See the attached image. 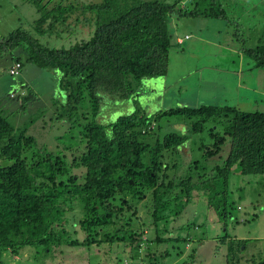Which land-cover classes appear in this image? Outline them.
Wrapping results in <instances>:
<instances>
[{"label": "trees", "instance_id": "16d2710c", "mask_svg": "<svg viewBox=\"0 0 264 264\" xmlns=\"http://www.w3.org/2000/svg\"><path fill=\"white\" fill-rule=\"evenodd\" d=\"M28 1L36 18L0 39V55L17 62L18 73L22 61L53 71L62 97L52 120L66 123L65 141L53 148L38 142L28 131L34 114L26 115L23 103L10 108L5 100L17 95L0 98V264H20L25 250L44 261L61 246L102 243L127 246L133 264H159L162 253L191 264L180 254L197 226L178 225L172 236L168 222L196 194L223 226L239 222L229 179L234 167L240 175L264 174V111L177 104L148 113L137 99L146 79L167 71L177 43L170 17L224 20L255 68H264V29L252 45L238 40L240 26L220 0ZM18 112L25 118L15 123ZM172 115L188 120L183 131L161 132L160 121ZM224 146L221 162H210ZM168 151L171 164L163 161ZM245 241L232 250L222 234L215 243L225 244L236 264L232 251Z\"/></svg>", "mask_w": 264, "mask_h": 264}, {"label": "rangeland", "instance_id": "374dc122", "mask_svg": "<svg viewBox=\"0 0 264 264\" xmlns=\"http://www.w3.org/2000/svg\"><path fill=\"white\" fill-rule=\"evenodd\" d=\"M220 1L228 16L237 20L240 26L235 32L236 38L248 37L246 42L252 45L254 38L264 29V0ZM36 16L34 5L28 0H0V39L16 27L28 28ZM168 27L173 34L180 36L181 41L177 39L169 49L166 73L145 80V95L137 99L136 105L148 113L177 104H228L244 111H264V68H255L252 60L237 50L232 28L226 26L224 20L170 17ZM7 56L0 55V98L17 95V100L5 101L10 108L17 103V110L19 103L29 107L24 110L26 115L32 113L37 119L29 126V133L46 147L61 145L65 141L61 136L66 123L52 120L53 110L59 106V97H62L57 92L53 71L22 61L20 72L10 75L8 69L13 60ZM14 87L17 88L8 94ZM29 91L32 95L26 99ZM117 106L114 105L113 110ZM119 111L111 112L108 117L114 118ZM15 116V123L25 118L24 112ZM187 122L177 115L169 116L160 121L161 132L183 131ZM205 134V129L199 133L203 142L207 141ZM225 150L226 146L210 162L220 163ZM174 160L172 153H164L163 161L171 164ZM176 174L179 175V171ZM229 189L230 200L236 206L232 212L238 223L229 220L223 226L214 212L206 207L201 194L193 196L180 215L168 222L172 236L176 235L178 225L192 221L197 226L180 254V257L191 260V264H227L226 259L229 264L235 263L228 258L225 244L215 243L222 234L228 241H233L230 243L232 250L241 239H246L239 245V250L232 251L237 255L236 264H254L264 258V174L240 175L238 168L234 167ZM200 232L205 237L203 241L199 240ZM173 250L170 248L169 253L173 254ZM28 254L26 250L22 252L20 264H133L136 261L129 258L128 247L122 243H102L91 245L89 249L61 246L51 259L44 261L33 260ZM175 260L162 253L159 264H174Z\"/></svg>", "mask_w": 264, "mask_h": 264}, {"label": "built area", "instance_id": "2783aa9c", "mask_svg": "<svg viewBox=\"0 0 264 264\" xmlns=\"http://www.w3.org/2000/svg\"><path fill=\"white\" fill-rule=\"evenodd\" d=\"M19 64L17 62L12 63L8 69V73L12 75H16L18 73Z\"/></svg>", "mask_w": 264, "mask_h": 264}, {"label": "crops", "instance_id": "0c3cea01", "mask_svg": "<svg viewBox=\"0 0 264 264\" xmlns=\"http://www.w3.org/2000/svg\"><path fill=\"white\" fill-rule=\"evenodd\" d=\"M174 35H175V37L178 39V40H180L181 41V38H180V36H178L176 33H174ZM184 36H187V34H183Z\"/></svg>", "mask_w": 264, "mask_h": 264}]
</instances>
